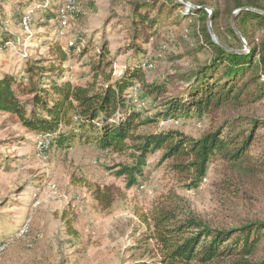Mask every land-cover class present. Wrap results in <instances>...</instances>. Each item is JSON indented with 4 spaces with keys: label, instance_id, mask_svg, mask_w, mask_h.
I'll use <instances>...</instances> for the list:
<instances>
[{
    "label": "trees",
    "instance_id": "16d2710c",
    "mask_svg": "<svg viewBox=\"0 0 264 264\" xmlns=\"http://www.w3.org/2000/svg\"><path fill=\"white\" fill-rule=\"evenodd\" d=\"M40 1L44 5L36 11L51 17L52 29H56L61 24V3ZM205 3L135 0L127 18L131 42L123 50H130L137 60L125 66L116 78L112 71L105 72L112 58L103 42L90 57L92 78L82 84L67 77L63 64L76 49L80 50L79 56L87 54L86 46L80 49L78 44L70 43L65 49L52 44L47 57L27 55L19 78L9 72L0 76V111L14 115L31 133L47 136L51 145L62 147L77 140L126 155L127 161L117 165L115 175L123 177L127 187L137 183L148 155L156 150H162L161 161L171 159L169 168L191 187L200 185L215 159L248 175L264 174V135L260 132L264 116L250 113L264 100V0H207L212 8V29L228 48L213 40ZM238 9L234 22L242 38L230 23ZM176 11L177 18L171 20L178 25L186 16H205V22L192 28L191 35L197 50L209 48L210 57L203 63L198 60L187 70L175 69L163 81H149L146 65L154 63L155 57H164V50H155L156 60H141L143 43L153 38L164 15L171 17ZM12 40L21 42L20 38ZM243 40L249 47L246 52L240 51ZM134 86L137 97L149 100V110H153L144 118L141 112L148 105L134 106L130 93ZM201 116L219 123L196 138L178 130L138 131L140 126L158 120ZM226 185L233 192L239 189L234 179ZM88 186L97 207H111L116 187ZM175 198L176 194H171L167 202L159 201L138 214L146 231L133 246L140 257L127 264H264V220L213 224L183 212ZM68 228L73 232L70 224Z\"/></svg>",
    "mask_w": 264,
    "mask_h": 264
},
{
    "label": "rangeland",
    "instance_id": "374dc122",
    "mask_svg": "<svg viewBox=\"0 0 264 264\" xmlns=\"http://www.w3.org/2000/svg\"><path fill=\"white\" fill-rule=\"evenodd\" d=\"M63 1L59 0L61 7ZM134 1L76 0L66 25L53 30L51 17L36 11L44 5L40 0H0V76L9 72L19 78L27 55L47 57L50 45L68 49L74 43L80 49L86 46L88 53L79 56L76 49L63 65L67 77L82 84L92 78L90 57L103 42L112 58L105 72L112 71V77H118L125 66L137 60L130 50H123L131 42L127 18ZM195 1L206 2L204 8L212 11L207 0ZM178 13L164 15L153 38L143 43L141 60L157 58L146 72L149 81H163L175 69L187 70L198 60L203 63L210 57L209 48L197 50L191 35V29L201 27L205 16L192 14L178 25L171 20ZM23 16L30 18L28 28L21 24ZM13 37L21 42H14ZM157 48L164 50V57L154 58ZM244 48H249L246 42ZM144 103L148 109H142V118L153 112L149 110L150 101ZM133 104L137 107L134 99ZM250 113L264 116V100ZM197 121L201 127L194 125ZM218 123L206 116L181 117L147 123L138 131L178 130L196 138ZM260 132L264 135V127ZM40 141L47 144L43 151ZM49 141L47 136L26 130L14 115L0 111V264L131 263L140 257L133 246L146 231L138 214L159 201L167 202L171 194H176L183 212L213 224L264 220L263 173L248 175L215 159L200 185L191 187L169 168L171 159L161 161L162 150H156L148 155L137 183L127 187L124 178L115 175L117 165L127 161L126 155L77 140L62 147ZM230 179L237 182L235 193L226 185ZM88 184L118 189L110 208L97 207Z\"/></svg>",
    "mask_w": 264,
    "mask_h": 264
},
{
    "label": "built area",
    "instance_id": "2783aa9c",
    "mask_svg": "<svg viewBox=\"0 0 264 264\" xmlns=\"http://www.w3.org/2000/svg\"><path fill=\"white\" fill-rule=\"evenodd\" d=\"M76 0H64L63 1V6L60 8V12H61V25H66V18H67V15L70 13V12H73L76 8ZM30 23V18H26V16H23L22 17V20H21V24L25 27V28H28V25ZM147 68H151L153 67V63L149 62L147 63L146 65ZM136 86L132 87L131 88V94L133 95V99H134V102L136 104V108H141L145 105L144 101L140 98L137 97L136 95ZM138 102V103H137ZM194 125L196 127H201V122L197 121L194 123ZM44 141H40L39 142V148H41V150L43 151L46 147H47V144L45 143Z\"/></svg>",
    "mask_w": 264,
    "mask_h": 264
},
{
    "label": "water",
    "instance_id": "95a60500",
    "mask_svg": "<svg viewBox=\"0 0 264 264\" xmlns=\"http://www.w3.org/2000/svg\"><path fill=\"white\" fill-rule=\"evenodd\" d=\"M187 3H188V2H187ZM246 9H247V8H246ZM240 10H241V9H238V10H235V11L233 12L232 17H231V19H230V23H231L232 28H233V29L235 30V32L238 34V36H239L240 38H242V36L240 35V33H239V31H238V29H237V27H236V25H235V22H234V20H235V16H236V14H237ZM211 13H212V11L209 12V17H208V20H207V26H208L209 32H210V34H211V36H212V38H213V40H214L215 42H217V43H219L220 45H222V46L228 48L224 43H222V42L219 41L218 37L215 35V33H214L213 29H212V26H211V17H212V15H211ZM243 42H245V41L243 40ZM247 50H248L247 48H244L243 50H240V51H241V52H246Z\"/></svg>",
    "mask_w": 264,
    "mask_h": 264
}]
</instances>
